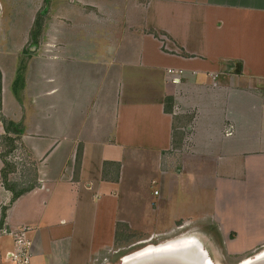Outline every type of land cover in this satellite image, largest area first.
Listing matches in <instances>:
<instances>
[{
  "label": "crops",
  "instance_id": "obj_1",
  "mask_svg": "<svg viewBox=\"0 0 264 264\" xmlns=\"http://www.w3.org/2000/svg\"><path fill=\"white\" fill-rule=\"evenodd\" d=\"M34 15L18 101L0 70V116L18 124L36 165V185L14 201L0 181V264H15L7 253L22 227L29 264H89L135 213L206 222L228 245L264 227V159L253 161L264 147L243 149L264 138V0H36L27 25ZM91 22L112 30L69 32ZM184 180L211 187L197 202L208 212L173 206L165 188Z\"/></svg>",
  "mask_w": 264,
  "mask_h": 264
},
{
  "label": "rangeland",
  "instance_id": "obj_2",
  "mask_svg": "<svg viewBox=\"0 0 264 264\" xmlns=\"http://www.w3.org/2000/svg\"><path fill=\"white\" fill-rule=\"evenodd\" d=\"M35 1L36 0H34L32 4L30 0H0V70L4 76L6 95L9 96L8 102L12 100V92L16 95L18 101L20 87L25 71V58L20 59L18 57V52L24 48L22 46L25 45L23 40H25L27 30L29 29L30 25H32V28L29 29L30 31L38 30L37 19L40 18H37L36 15H34L33 22L30 21L27 25V21L30 19L29 16L35 5ZM43 1L44 4L49 2V0ZM36 20L37 22H35ZM84 24L85 23H77L76 25L79 27L77 29H70L69 32L73 33L72 35H85V31L104 34L106 31L112 30L110 27L104 26L98 22H91L86 26H84ZM68 30L65 32L67 33ZM66 66L67 65L64 64L60 70V73L58 72V74L60 75L61 81L67 84V78L71 72L67 70ZM42 69L46 77L57 75V73L53 72L50 67L40 68V70ZM40 70L38 73H43ZM48 86L49 85L44 84L43 88L45 89ZM25 99L29 101L31 98H24V100ZM259 115L260 113L257 114L258 118ZM15 125L16 127L18 126L17 123ZM244 140L248 139H236L238 142V147L243 144ZM250 140V146H244V151H259L256 153H261V149L264 147V138H251ZM258 159H260L258 161L260 162L261 159H264V156L254 159L253 161L256 164H259L256 161ZM14 160H19V156H15ZM260 165H262V167H260ZM256 175L258 178L264 179V163L259 164ZM239 177L243 176L241 175ZM187 180H184L185 186L183 187L175 188L172 186V188H165V193L167 195L169 194L170 196V202L174 207H179L180 210L184 208V213H181V216L183 217H189L192 215L193 217H196L198 211L201 214L208 212V206H205V203L199 204L197 202L199 199L204 202L207 201L208 196H211V187L205 189L204 192L201 191L200 187L197 186L188 188L190 183ZM154 187L155 184H152L150 187L152 194L156 190ZM142 188H145L144 191L147 192L149 184L146 183L144 186H142ZM258 195V197H261V200H264V188ZM195 205H198L197 208ZM155 206L156 202L152 201L150 207L155 209ZM135 214L137 216L140 215L139 218L130 217L131 219H121L124 221L123 224H125V226H127L132 231H130L131 234H129L127 238L120 240L119 243L109 246L106 251H101L98 253L94 258L91 259L89 264H119L121 257L137 251L146 244L154 245L165 242V240H173L180 236L194 237L195 240H197L201 245L203 250L200 251L198 247L191 246L192 244L187 245L190 254L195 257L197 256L202 260H210L212 264H237L243 259L251 258L264 250V242H261L256 246L253 245L256 239L264 237V234H262L264 233V227L245 229L241 234L238 235L235 242L228 245L226 238L228 236L221 234L219 236V244L216 240V236L211 234L215 233V230L209 228V224L206 222L201 226H197L198 222L194 220H177L169 216L164 217L165 215L158 212L152 214L147 213V215L144 212ZM204 230L206 232L208 231L210 234L206 233Z\"/></svg>",
  "mask_w": 264,
  "mask_h": 264
},
{
  "label": "trees",
  "instance_id": "obj_3",
  "mask_svg": "<svg viewBox=\"0 0 264 264\" xmlns=\"http://www.w3.org/2000/svg\"><path fill=\"white\" fill-rule=\"evenodd\" d=\"M37 18H40V16H37ZM37 20V28L39 29L41 19ZM37 20L35 22H37ZM0 122L4 129V134L0 135V160L2 163L0 169V181L3 187L11 193V201H14L22 194L30 191L36 185V165L26 148L21 143L19 128H16L13 123L2 116H0ZM15 156H19V160H14ZM76 165H78V162ZM3 217L4 212L1 216L0 225L2 224ZM123 226H125V224ZM126 232H115V243H119L120 240L127 238V236L131 234Z\"/></svg>",
  "mask_w": 264,
  "mask_h": 264
},
{
  "label": "water",
  "instance_id": "obj_4",
  "mask_svg": "<svg viewBox=\"0 0 264 264\" xmlns=\"http://www.w3.org/2000/svg\"><path fill=\"white\" fill-rule=\"evenodd\" d=\"M227 71L235 74L239 73L240 63L231 62ZM125 256L121 257L119 264H209L197 256H192L187 245L154 250L133 258L134 260H131V258L124 260ZM248 264H264V255Z\"/></svg>",
  "mask_w": 264,
  "mask_h": 264
},
{
  "label": "bare ground",
  "instance_id": "obj_5",
  "mask_svg": "<svg viewBox=\"0 0 264 264\" xmlns=\"http://www.w3.org/2000/svg\"><path fill=\"white\" fill-rule=\"evenodd\" d=\"M195 234V233H194ZM197 236V235H196ZM200 240V239H199ZM205 242V241H204ZM192 244V245H191ZM184 245H191V246H196L198 247V249H200V251L203 250V248L201 247V245L198 243L197 240H195L194 237H188V236H180V237H177L173 240H169V241H166L165 242H162V243H158V244H154V245H145L144 247L138 249L137 251L135 252H132L130 254H127L124 258V260H126V258H131V260H134L133 258H136L142 254H146L148 252H151V251H154V250H160L162 248H169L171 246H184ZM206 247V246H205ZM213 248V247H212ZM208 250V249H207ZM211 250V249H210ZM213 251V250H212ZM215 252V251H214ZM216 253V252H215ZM205 254V252H204ZM214 254V253H213ZM264 255V250L257 253L255 256L251 257V258H245L243 259L242 261H240L239 263L237 264H248L250 263L251 261H253L254 259L256 258H259L260 256H263ZM206 261L207 263L209 264H212L210 260H204Z\"/></svg>",
  "mask_w": 264,
  "mask_h": 264
},
{
  "label": "built area",
  "instance_id": "obj_6",
  "mask_svg": "<svg viewBox=\"0 0 264 264\" xmlns=\"http://www.w3.org/2000/svg\"><path fill=\"white\" fill-rule=\"evenodd\" d=\"M154 195L158 192L154 191ZM29 227H22L13 234V250L7 253V257L15 264H29L31 254V241L27 238Z\"/></svg>",
  "mask_w": 264,
  "mask_h": 264
}]
</instances>
